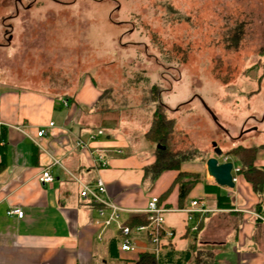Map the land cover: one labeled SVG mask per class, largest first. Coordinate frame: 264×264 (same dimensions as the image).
I'll list each match as a JSON object with an SVG mask.
<instances>
[{"label": "rangeland", "instance_id": "rangeland-1", "mask_svg": "<svg viewBox=\"0 0 264 264\" xmlns=\"http://www.w3.org/2000/svg\"><path fill=\"white\" fill-rule=\"evenodd\" d=\"M0 44V83L70 94L90 77L126 136L166 107L167 151L190 161L248 144L230 136L264 116V0H0Z\"/></svg>", "mask_w": 264, "mask_h": 264}, {"label": "crops", "instance_id": "crops-1", "mask_svg": "<svg viewBox=\"0 0 264 264\" xmlns=\"http://www.w3.org/2000/svg\"><path fill=\"white\" fill-rule=\"evenodd\" d=\"M104 92L90 77L70 94L0 83V264H135L141 253L151 249L148 235L133 230L129 240L135 250L121 251L117 225L94 224L97 208L80 198V183L91 184L100 177L108 197L128 211L121 214L124 223L141 216L148 200L166 192L179 172L200 178L182 208L177 185L163 202L174 210L165 216L174 238L165 241L157 264H264V223L252 216L264 211V175L256 181L261 182L256 191L251 182L255 177L248 178L242 162L226 151L227 162L240 169L233 189L218 186L208 176L205 163L214 155L154 176L150 168L155 156L144 138L146 131L139 139L126 136L117 125L105 128L106 116L112 113L100 106ZM261 117L254 114L241 130ZM49 123L54 126L39 140L40 150L32 139ZM98 129L104 135L90 141L88 150L75 147L76 139L87 140ZM258 131L246 132L236 141L249 137V143L232 148L253 150L249 165L264 170V123ZM97 151L107 160L104 170H97L93 161ZM49 156L58 158L60 165L50 168L52 183L42 185L38 178ZM192 201L208 212L195 213L188 220L184 210ZM12 208L21 209L23 217L7 215Z\"/></svg>", "mask_w": 264, "mask_h": 264}, {"label": "built area", "instance_id": "built-area-1", "mask_svg": "<svg viewBox=\"0 0 264 264\" xmlns=\"http://www.w3.org/2000/svg\"><path fill=\"white\" fill-rule=\"evenodd\" d=\"M64 106H67L68 101L64 100L62 102ZM53 123H49L46 127H42L36 131L35 139H32L33 144L40 150H43L39 140L47 135V129L52 128ZM104 132L100 129L96 130L95 133L89 134L88 139H76L75 147L79 150H88L89 142L93 141L97 136H103ZM97 170H104L108 167L107 160L102 152H96L95 158H93ZM228 161V157L224 158V162ZM55 165H60V160L52 156L48 157V162L44 165L42 172L38 178V181L42 185L50 184L53 181V177L50 173V168ZM232 182L234 185L238 181L237 175L240 173L239 168L232 167ZM80 198L95 206L97 208L99 218L94 222V224L101 228H108L112 225H117L120 235L122 237V243L120 246L121 251L130 252L134 251L135 247L129 240V234L134 230L137 232L146 233L149 237L151 253L155 260L158 261V256L163 249L165 241L174 238V232L167 228L165 216L174 210L167 209L164 205L159 203V197H151L145 209L139 211L140 214L145 215L147 224L137 226L134 229L123 226L121 221V214L128 212L116 205L107 194L106 186L104 181L97 177L95 181L91 184L80 183ZM187 214V219L192 220L195 213L205 214L208 211L203 208L199 202L192 201L190 203V208L184 210ZM7 215H14L21 219L23 217V212L19 208H12L8 210ZM254 220L264 223V211L255 212L252 214Z\"/></svg>", "mask_w": 264, "mask_h": 264}, {"label": "trees", "instance_id": "trees-1", "mask_svg": "<svg viewBox=\"0 0 264 264\" xmlns=\"http://www.w3.org/2000/svg\"><path fill=\"white\" fill-rule=\"evenodd\" d=\"M264 77V76H263ZM262 77V78H263ZM159 85L154 84L151 87V93L154 96V100L160 99L162 91L158 90ZM157 92V93H154ZM156 94V96H155ZM158 110L155 111L152 123L149 127V129L145 132L144 138L145 140L151 145L155 147V162L152 164L150 168V172L153 173V175L161 174L165 171H179L180 166L187 162L192 160L185 159L179 156L177 153H169L167 151V141L169 136L173 133L174 130V120L167 117V108L162 106L161 104H158ZM226 154L232 155L236 158H238L241 162L243 167L246 169H242L244 172H246V175L248 178L251 176L255 177L256 180H252L253 187L256 191H259L261 189V186L256 181H262V175H264V170H256L251 167L250 162L253 159L254 152L251 149H244L241 147H235L232 148L230 151H228ZM191 178L192 180L187 182H182L183 178ZM199 175L198 174H186L179 172L177 177L174 179L172 185L170 188L164 192L161 196H159V203L163 205V202L166 201L170 195V192L172 188H174L176 185L178 186V201H179V208L183 207V201L189 191V189L199 181ZM147 224V220L145 215L141 216H135L128 218L124 223L123 226L128 227L130 229H134L137 226L145 225ZM135 264H157V261L155 260L154 256L149 252H144L139 255V258Z\"/></svg>", "mask_w": 264, "mask_h": 264}, {"label": "water", "instance_id": "water-1", "mask_svg": "<svg viewBox=\"0 0 264 264\" xmlns=\"http://www.w3.org/2000/svg\"><path fill=\"white\" fill-rule=\"evenodd\" d=\"M214 122L218 125V119L216 116L209 112ZM215 157H210L206 160V172L210 176L214 183L221 187L233 189L234 183L232 182V162H224L223 152L213 144ZM220 160L222 162L220 163Z\"/></svg>", "mask_w": 264, "mask_h": 264}, {"label": "flooded vegetation", "instance_id": "flooded-vegetation-1", "mask_svg": "<svg viewBox=\"0 0 264 264\" xmlns=\"http://www.w3.org/2000/svg\"><path fill=\"white\" fill-rule=\"evenodd\" d=\"M18 7H22L20 2H17L16 4V7H15V11H16V16L18 15ZM9 21L13 20V17L12 18H9L8 19ZM5 21H3V25H4ZM12 29V27L10 25L8 26H5L4 28V32H3V36H4V39H6V44H4L5 46L6 45H9L10 42L12 41V36H11V33H10V30ZM3 44H0V48H3L4 46ZM250 122L253 123V125H250V127H248L247 129L245 130H241L240 132V135L237 136V137H231L230 135V138L232 141H236L239 137H241L242 135H244L246 132H249L251 130L255 131V132H259L258 131V127L261 126L263 123H264V118H256L255 120H251ZM263 132V131H262Z\"/></svg>", "mask_w": 264, "mask_h": 264}]
</instances>
